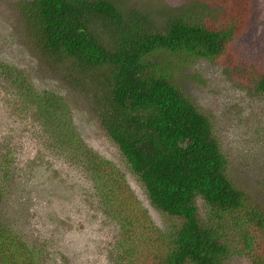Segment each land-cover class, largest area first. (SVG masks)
<instances>
[{"label": "trees", "instance_id": "obj_1", "mask_svg": "<svg viewBox=\"0 0 264 264\" xmlns=\"http://www.w3.org/2000/svg\"><path fill=\"white\" fill-rule=\"evenodd\" d=\"M18 9L39 58L71 88L88 89L99 131L160 216L157 225L117 164L80 139L61 98L26 93L25 78L0 63L20 110L40 114L38 137L89 172L100 212L117 228L113 264H264V205L230 180L210 120L173 81L192 60H224L243 16L223 20L207 6L159 28L110 0H27ZM255 88L264 95V76ZM15 236L0 222V264H37L39 250Z\"/></svg>", "mask_w": 264, "mask_h": 264}, {"label": "rangeland", "instance_id": "obj_2", "mask_svg": "<svg viewBox=\"0 0 264 264\" xmlns=\"http://www.w3.org/2000/svg\"><path fill=\"white\" fill-rule=\"evenodd\" d=\"M23 1L0 0V63L14 66L25 78L26 93L46 92L63 100L66 118L80 139L117 164L135 197L160 225L144 191L99 131L88 89L71 88L61 71L39 58L18 9ZM110 1L124 12L146 13L159 28L170 17L198 18L207 6L223 20L227 14L243 16L224 60H192L177 67L173 81L210 120L230 180L264 205V95L255 88L264 76V0ZM6 78L0 74V222L16 240L39 250L37 264H113L117 228L100 212L103 204L94 195L89 172L64 160L60 150L38 137L40 114L29 106L20 110L14 99L18 91ZM229 264L249 263L233 257Z\"/></svg>", "mask_w": 264, "mask_h": 264}]
</instances>
